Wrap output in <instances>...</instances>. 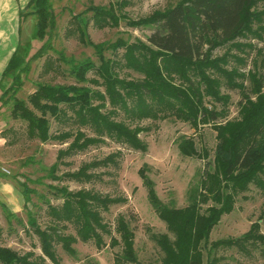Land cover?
I'll use <instances>...</instances> for the list:
<instances>
[{"label": "trees", "instance_id": "16d2710c", "mask_svg": "<svg viewBox=\"0 0 264 264\" xmlns=\"http://www.w3.org/2000/svg\"><path fill=\"white\" fill-rule=\"evenodd\" d=\"M257 1L181 0L168 9L138 20H130L122 12L128 0H115L107 6L90 5L84 11L73 14L72 18L77 24L79 41L92 48L99 64L90 59L81 62L64 60L71 64V73L79 82L87 81V73L94 72L101 80L103 91L84 85L37 83L26 100L13 98L12 118L24 122L28 135L43 142L65 140L71 136L67 132L53 133L49 125L48 117L59 122L69 119L67 110L76 115L74 122L91 127L96 135H107L141 152L147 149L139 137L141 129L113 119V110L123 111L131 120L170 115L193 128L213 123L216 133L213 159L206 162L198 186L190 189L186 206L179 208L164 203L155 193V184L144 166L138 170L153 211L173 235L170 238L166 233L151 234L163 254L161 264H203L204 255L205 264H219L216 255L219 249L235 248L245 253L249 252V247H264V233L260 231L258 221L238 237L210 241L212 229L222 215L232 211L238 194L247 191L251 184L264 190V92L261 91L264 84L256 74L249 75L253 83L251 93L255 98L243 97L239 102L240 118L237 120L216 121L218 112L209 109L203 102L205 95L219 100L217 88L221 78L226 79L225 85L234 88L230 84L232 78L224 68L226 56H213V51L254 35L252 24L259 17L252 7ZM27 8L26 12H20V17L33 15L35 35L44 39L47 28L54 26L55 21L50 0H30ZM88 13L91 15L86 17ZM89 20L96 28L114 27L120 20H126L131 27L150 25L152 32L145 42L118 39L112 43H95L87 32ZM44 47L45 44L40 51ZM107 49L112 51V57H105ZM119 49H122L121 53ZM123 67L140 73L142 79L120 77L118 71ZM27 71L24 59L15 51L0 81V99L10 90L3 86L4 79L10 78L11 88L16 91L21 85V72ZM106 101L112 111L105 113L101 108ZM95 141V137L77 131L68 146L58 151L57 160L48 167L41 166V170L52 181H93L96 178L95 169L115 163L112 156L83 163L75 171L62 175L56 172L58 160L88 148ZM178 149L186 157H208L207 150L198 151L190 137H182ZM12 178L20 187L24 199L26 224L1 201L0 207L8 222L14 218L20 226L29 227L37 236L43 257L35 259L32 252L20 254L0 245V264H44V258L58 264L56 245L74 255L72 244L77 239L83 242L92 240L97 247H101L103 236L111 234L102 212L119 202V198L101 195L91 189L71 190L66 185L49 184V193L60 203L52 204L45 200L51 223L42 227L36 215L26 207L30 195L36 193L26 183L30 179L19 181L17 177ZM68 227L74 233L66 232ZM115 231L119 238L110 237L112 246H120L115 264H139L134 247L135 234L124 216L117 217Z\"/></svg>", "mask_w": 264, "mask_h": 264}, {"label": "rangeland", "instance_id": "374dc122", "mask_svg": "<svg viewBox=\"0 0 264 264\" xmlns=\"http://www.w3.org/2000/svg\"><path fill=\"white\" fill-rule=\"evenodd\" d=\"M179 1L181 0H128L122 12L128 19L138 20L156 11L168 9ZM50 2L55 21L54 26L47 28L44 39H39L35 35V20L33 22L27 20L25 23L29 28L22 35L18 54L24 59L28 71L21 72L20 87L13 91L11 79L7 77L3 81V86L10 90L0 99V181L10 182L21 194L20 187L12 177H17L19 181L30 179L26 183L34 188L36 193L30 195V201L26 207L36 215L37 222L42 227L51 223L45 200H49L52 204L60 203V200L54 199L49 193L47 187L49 184L66 185L71 190L91 189L101 195L120 199L119 202L111 205L108 211L102 212L103 220L111 231L110 235L103 236L104 244L97 247L92 240L83 242L77 239L72 244L75 249L74 255L68 254L60 245H56L58 264H115V256L119 253L120 246H112L110 237L119 238L115 231L119 215L125 217L134 231V247L139 264H161L163 254L152 240L151 234L166 233L170 238H173V235L153 211L138 170L144 166L147 175L155 184V193L164 203L179 208L186 206L189 203L190 189L198 186L206 162H212L213 159L216 146L213 123L199 124L193 128L190 124L170 115L131 120L123 111L113 110L115 113L111 116L113 119L122 121L131 128L141 129L139 137L147 148L145 152H141L118 143L107 135H96L91 127L74 122L76 115L71 110H67L66 115L69 119L66 121L59 122L52 117L48 118L51 132H67L71 135L69 138L45 142L31 138L25 123L11 116L13 98L26 100L37 83L84 85L93 90L103 91L101 80L94 72L87 73L85 82L77 81L71 73V64L67 62L68 60L81 62L90 59L95 64H99L92 48L79 41L77 24L72 15L84 11L90 5L107 6L109 2H115V0H50ZM252 11L259 17L252 24L254 35L241 39L229 47L213 51V56H226L227 64L224 68L232 78L230 84L234 85V88H229L225 85L226 79L221 78L220 86L217 88L219 100L204 96V105L218 112L216 120L218 122L239 119V102L244 96L255 98L251 93L253 83L250 80V74H256L259 81L264 84V0H258L252 7ZM90 15L88 13L86 17ZM87 32L95 43H112L118 39L127 42L137 40L145 42L152 32V26L131 27L126 24V20H120L117 26L96 28L92 20H89ZM44 44L46 47L40 51ZM121 52L122 49H119V53ZM104 55L112 57V51L107 49ZM118 73L125 79H142V75L133 69L123 67ZM175 82L178 83L177 80ZM261 91L264 92V86ZM101 111L105 113L112 111L108 101L105 102ZM77 131L95 137L96 141L88 148L58 160L57 175L75 171L83 163L96 159L102 160L109 155L115 163L95 169L96 178L88 183L50 180L41 170V166L48 167L53 164L57 160L58 151L68 146ZM182 137L192 138L196 149L198 151L206 149L208 157L202 159L181 155L178 143ZM38 180L40 182H37ZM206 205H202V209ZM17 214L26 224L24 203ZM263 216L264 190L251 184L247 191L236 196L232 211L221 216L220 221L210 233V241L238 237L256 221L260 224V231L264 233ZM65 231L74 233L71 227ZM0 245L8 246L20 254L32 252L35 259L43 257L37 236L29 227L20 226L14 218L8 222L1 207ZM249 249V252L241 253L235 248H224L219 249L216 255L219 257V264H264V247H249ZM44 261V264H53L47 258H44ZM205 262L206 255L203 257V264Z\"/></svg>", "mask_w": 264, "mask_h": 264}, {"label": "crops", "instance_id": "0c3cea01", "mask_svg": "<svg viewBox=\"0 0 264 264\" xmlns=\"http://www.w3.org/2000/svg\"><path fill=\"white\" fill-rule=\"evenodd\" d=\"M30 0H0V81L9 59L15 51H20L21 38L26 29L27 20L34 21L33 15L20 17V12H26ZM30 22V21H29ZM0 201L12 213H17L24 203L23 196L10 183L0 181Z\"/></svg>", "mask_w": 264, "mask_h": 264}, {"label": "built area", "instance_id": "2783aa9c", "mask_svg": "<svg viewBox=\"0 0 264 264\" xmlns=\"http://www.w3.org/2000/svg\"><path fill=\"white\" fill-rule=\"evenodd\" d=\"M3 171H5L3 168H2ZM6 172V171H5Z\"/></svg>", "mask_w": 264, "mask_h": 264}]
</instances>
